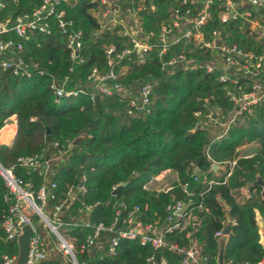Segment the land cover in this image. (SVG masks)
Returning <instances> with one entry per match:
<instances>
[{
  "label": "trees",
  "instance_id": "16d2710c",
  "mask_svg": "<svg viewBox=\"0 0 264 264\" xmlns=\"http://www.w3.org/2000/svg\"><path fill=\"white\" fill-rule=\"evenodd\" d=\"M140 1L126 2L122 7L137 9ZM4 2L0 21H14L19 15L30 14L43 0ZM179 4L180 0H145V8L138 10L137 15L145 30L157 32L160 23L169 17L170 9ZM97 6L98 2L92 0H59L57 6L71 22V29L80 31L81 63L70 59L65 36L53 21L50 35L33 32L29 39H23L12 31L0 34L2 39L21 41L23 51L17 56L38 62L46 72L44 76L23 78L0 69V129L11 116L17 120L13 143L0 144V163L12 167L23 183L30 182L37 189L44 178L38 170L20 165L17 159L40 154L43 149L47 150L46 159L52 142L66 148L81 137L73 143L64 161L49 168L50 182L55 187L50 190L54 198L48 204L50 208L59 203L67 189L80 176L84 177L85 192L77 193L68 208L76 215L78 208L89 206L87 218L91 225H69L70 229L65 231L76 240L75 257L79 264H150V256L155 260L163 258L166 264H183L181 254L166 247L151 250L142 245L138 237H119L115 253L108 254L109 241L115 233L107 231L99 235V248L79 250L85 237L92 234V225H109L116 212L124 217L138 206L137 216L143 222L163 223L167 205L177 201L190 202L186 213L195 215L199 221L196 227L186 230L202 244L207 257L205 264H218L219 242L214 233L226 222L232 224L224 247V264L259 261L264 257L258 225L259 220L262 221L264 231V195L260 187L249 186V198L240 200L237 196L241 188L255 181L256 174L264 177V105L244 111L223 133V123L234 110L230 94L248 92L253 78H239L236 84L219 81L218 70L207 73L203 67V62L214 52L182 41L162 57L158 56L159 47L153 46L142 64H137L134 58L114 59L112 70L118 72L121 67L126 68L118 81L132 93L144 82L153 83L149 103L142 111L128 114L129 96L97 94L91 99L89 88L77 97L56 100L49 87L53 77L59 84L67 77V87H84L92 68L101 72L110 69L105 52L109 46L114 45L117 51L131 46L129 39L118 32V27L99 29L92 14ZM220 8V2L214 0L210 17L202 26L206 37L212 30L219 29L226 43L236 44L254 56L262 55L264 36H258L250 30L249 23L240 19L220 23L217 16ZM260 21L264 24V20ZM181 51L186 58L194 60V67L163 68L164 60ZM8 55L6 52L3 57ZM258 75L264 79V60ZM251 143L258 144L254 153L239 156L238 149ZM233 160L236 163L229 176L226 171L211 169L213 161ZM167 169L175 173L168 190L147 187L153 177ZM208 180L214 182L208 184ZM118 185L123 186L112 194ZM6 191L0 177V261L5 255L11 257L18 253L17 244L5 239L2 227L3 216L15 202L14 197L4 199ZM186 230L168 233L167 240L178 246L187 245ZM47 264L62 263L51 259Z\"/></svg>",
  "mask_w": 264,
  "mask_h": 264
},
{
  "label": "built area",
  "instance_id": "2783aa9c",
  "mask_svg": "<svg viewBox=\"0 0 264 264\" xmlns=\"http://www.w3.org/2000/svg\"><path fill=\"white\" fill-rule=\"evenodd\" d=\"M16 1V0H10ZM98 2V6L92 10L93 16L97 19L99 29H109L118 27V32L129 39L131 46L125 47L119 51L114 45L106 49L107 64L109 70L101 72L97 68L92 70L86 76L85 86L67 87L68 78L65 77L61 83L53 77L50 81V89L53 91L56 100L65 97H77L90 89V98L95 99L97 94L119 96H129L128 114L133 115L134 110L142 111L149 103L153 83L150 81L140 84L135 93H132L120 81L121 75L126 72L125 67H121L118 72H114V59L130 60L134 58L137 64H142L145 60L146 53L153 47L158 46V56L162 57L170 48L182 41L191 42L196 48L211 50L214 55L203 62V67L207 73L215 70L219 71V81L232 82L236 84L239 78H253L246 93L230 94V100L234 104V110L229 115L228 120L223 123V133L229 128L230 124L240 116L244 111L249 110L252 106L264 105V79L258 77L261 65L264 60V53L260 56H254L252 52L239 48L236 44H228L224 41L221 30L214 29L206 37L202 26L205 25L210 17V6L214 0H180L179 6L170 9L169 17L166 21L160 23L158 31L145 30L137 11L145 8V0H141L137 9L123 8V3H133V0H92ZM220 2V10L217 14L220 23H227L232 20H242L249 23L250 30L258 36H264V0H217ZM59 0H43L40 6L36 7L30 14H23L16 17L14 21L6 19L0 21V34L6 31H12L18 37L29 39L30 34L39 32L44 35L52 33V21L58 30L65 36V45L69 51V57L73 62L81 63L83 61L80 55L81 40L80 31L71 29V22L65 18L63 11L58 10ZM6 5L4 0H0V8ZM151 8H153L151 6ZM51 19V20H50ZM154 39L155 42H151ZM23 51L21 41L12 38H0V69L9 71L10 74L23 78H30L34 75L44 76L46 74L43 67L35 61H27L18 52ZM9 55L3 57L4 53ZM114 56H111L112 53ZM133 53H135L133 57ZM194 60L186 58L183 51L171 55L162 62L163 68L180 66L183 69L195 66ZM73 146L68 144L66 148L60 147L57 142L50 144L49 157L44 158L46 149L40 154L22 156L17 162L27 169L38 170V174L44 178L43 183L37 188L33 184L23 183L17 177L12 167H5L0 163V177L2 178L7 191L4 199L10 200L15 198L11 204L9 212L3 216L2 227L5 232V239H12L22 232V225L29 224L32 227V234L29 242L25 264H47L51 257V241L47 233L52 232L58 244L59 251L69 257L72 264H79L75 257L76 246L75 238L67 233L60 231L58 228L62 225H83L90 226L89 206L78 208L77 214L74 215L68 206L74 201L77 193H84L85 188L82 185L84 177L80 176L78 184L69 187L65 193V198L52 207H48L49 200L54 198L50 191L55 187L50 182L49 168L51 165L64 161ZM219 170L226 171V176L232 173L235 166V160L226 162H215ZM211 163V164H212ZM264 181V177H261ZM206 178L203 177V182ZM214 181L208 180V184ZM171 185L158 190H168ZM116 188V187H115ZM114 188V189H115ZM261 188V187H260ZM262 188L260 189V191ZM262 194V192H261ZM264 195V194H263ZM249 184L240 189L237 196L243 200L249 198ZM190 203V202H189ZM189 203L177 201L166 207L167 215L163 223L160 221L143 222L140 216H137L138 206L129 210L126 216L122 217L121 213L116 212L111 223L104 225L99 223L93 224L92 234H88L84 242L80 245V251H89L92 246L100 247L98 241L102 231L112 232L115 235L109 241L108 254L115 253V246L119 237L139 238L142 245L148 246L151 250L166 247L182 255L183 264H205L207 257L203 254V246L191 236V231L186 230L188 227H196L199 224L197 217L191 213H186L187 209L181 213L183 208ZM38 215L44 224L35 225L32 216ZM120 224V225H119ZM231 222H226L224 227L217 230L214 236L219 239L225 234ZM49 229V230H48ZM178 230H186L185 237L188 240L187 245L178 246L167 240V234ZM17 254L13 256H3L0 264H12ZM150 264H166L163 258L155 260L153 256L148 258ZM231 264V263H228ZM246 264H264V257L254 263Z\"/></svg>",
  "mask_w": 264,
  "mask_h": 264
},
{
  "label": "water",
  "instance_id": "95a60500",
  "mask_svg": "<svg viewBox=\"0 0 264 264\" xmlns=\"http://www.w3.org/2000/svg\"><path fill=\"white\" fill-rule=\"evenodd\" d=\"M16 133H17V131H16ZM16 133H15V135H16ZM47 133H49V129L48 128H47ZM79 139H81V137L76 138L73 141V143L76 144ZM211 169L213 171H217V170H219V166L217 164H215V163H212L211 164ZM77 184H78V180H76L74 182V185H77ZM122 186L123 185H118L112 191V194H116L121 189ZM249 186L261 187L262 188V190H261L262 195L264 194V181L262 180V178H261V176L259 174H256L255 181L252 182V183H249ZM187 208H188V206L186 205L183 208V210L181 211V213L184 212ZM121 216H122V213H121ZM258 225H259V228L261 230L260 231V240H261L262 245L264 246V231L262 229L263 228L262 221H259ZM21 229H22V232L12 239V242L16 243L17 246H18L17 256H16L15 260L12 262V264H25V261H26V256H27V251H28V247H29V242H30V238H31V234H32L33 230H32L31 225H29V224L22 225ZM227 236H228V233L226 231L225 234L218 241L219 242V250H218V255H217L218 264H224V262H223V254H224V247H225V244H226V241H227Z\"/></svg>",
  "mask_w": 264,
  "mask_h": 264
},
{
  "label": "rangeland",
  "instance_id": "374dc122",
  "mask_svg": "<svg viewBox=\"0 0 264 264\" xmlns=\"http://www.w3.org/2000/svg\"><path fill=\"white\" fill-rule=\"evenodd\" d=\"M257 146V143H251V144H247L241 148H239V153L241 156H249L250 154L253 153V151L255 150ZM171 183V179H164L160 182H158L155 186V188L158 189H163L167 187V184L170 185ZM32 221L35 225H40V224H44V222L41 220V218L38 215H34L32 216ZM71 226L68 225H62L59 226V230L62 232L68 231L70 229ZM49 230V229H48ZM47 236H49L50 241H51V257L52 259H58L60 261V263L62 264H72L69 257H67L66 255H64L62 253V251H59V248L56 246L58 244L56 238L52 236V232L49 230V233H47Z\"/></svg>",
  "mask_w": 264,
  "mask_h": 264
},
{
  "label": "crops",
  "instance_id": "0c3cea01",
  "mask_svg": "<svg viewBox=\"0 0 264 264\" xmlns=\"http://www.w3.org/2000/svg\"><path fill=\"white\" fill-rule=\"evenodd\" d=\"M16 131H17V120H16V117L13 115L9 118V120L5 123V125L0 129V144L4 143V144H7L10 146L13 143ZM243 146H245V145H243ZM243 146H241V147H243ZM257 147H258V144H257L256 148ZM256 148H255V150H256ZM239 150L240 149H238V153H239ZM254 151H253V153H254ZM239 156H241L240 153H239ZM243 157H247V156H243ZM164 179H171V183H172V181L175 179V173L169 169L164 170L160 174H158L157 176L153 177L147 183V187L155 188L154 185H156L158 182H160ZM171 183H170V185H171ZM167 186H168V184H167ZM155 189H157V188H155Z\"/></svg>",
  "mask_w": 264,
  "mask_h": 264
}]
</instances>
